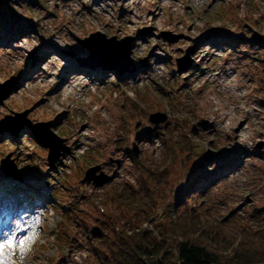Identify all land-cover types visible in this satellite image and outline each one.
Returning <instances> with one entry per match:
<instances>
[{"label":"rangeland","instance_id":"obj_1","mask_svg":"<svg viewBox=\"0 0 264 264\" xmlns=\"http://www.w3.org/2000/svg\"><path fill=\"white\" fill-rule=\"evenodd\" d=\"M9 10L16 19L0 21L8 38L0 39V83L14 82L0 120L26 110L66 149L50 166L26 127L0 129V158L9 154L22 181L0 167V239L17 228V238H29L0 264H108L110 250H95L99 231L160 238L176 195L197 174L209 176L206 158L220 149L231 155L227 167L198 181L177 212L264 229V0H16ZM96 30L129 38L127 70L79 63L87 50L77 38ZM215 71L221 78L209 77ZM95 164L108 176L99 186L83 178ZM32 186L44 194L26 200Z\"/></svg>","mask_w":264,"mask_h":264},{"label":"trees","instance_id":"obj_2","mask_svg":"<svg viewBox=\"0 0 264 264\" xmlns=\"http://www.w3.org/2000/svg\"><path fill=\"white\" fill-rule=\"evenodd\" d=\"M16 0H0V21H8L13 24L16 17L9 10ZM16 27H13L14 31ZM230 152V151H229ZM227 151L222 149L218 153L209 155L206 160L210 164L205 166L209 172L197 174L186 185L182 191L176 195V199L168 208V221L162 226L163 231L160 238L151 236L146 229L138 230H113L111 236L99 231L95 233V250L98 254L107 248L113 254L112 260L108 264H251L254 262H264V230L248 227L247 229H235L226 224V220L208 218L204 212L191 210L186 213L177 212L176 203L187 201L188 196H193L197 190L198 181L222 173L227 167L231 155H226ZM225 156V162L219 166H213L220 158ZM230 166V164H227ZM215 168V169H214ZM211 176V177H212ZM205 184L198 189L203 192ZM193 194V195H192ZM37 199V196L33 194ZM229 230L224 231L223 228ZM232 227V229H231ZM234 232L235 234H230ZM239 234V235H238ZM236 235L241 236L238 239ZM255 242V247L250 244ZM213 243H221L226 248L230 247L231 252H223ZM223 248V249H226ZM261 262V263H262ZM104 264V263H102Z\"/></svg>","mask_w":264,"mask_h":264},{"label":"water","instance_id":"obj_3","mask_svg":"<svg viewBox=\"0 0 264 264\" xmlns=\"http://www.w3.org/2000/svg\"><path fill=\"white\" fill-rule=\"evenodd\" d=\"M77 41L86 50L87 54L80 58L79 62H82L91 68L99 66L103 68H111L113 65L117 73H122L127 70L132 62V58L129 56L130 45L129 38L116 39L114 35L106 37L100 31H93L88 33L82 38H77ZM72 55V52H67ZM185 57V56H184ZM177 59V67L181 66L183 58ZM14 80H5L0 83V104L4 97L8 94L10 86L13 85ZM26 110L20 112H12L11 115H7L4 119L0 120V129L8 130L12 134H16L24 125L29 128L30 133L35 137L41 146L47 148L46 160L48 165L52 166L60 152L65 150L61 143L62 139L56 135L49 128V123L44 121L31 122L24 118ZM149 121L156 122L158 120V114L152 113L149 115ZM0 167L5 176H11L14 179H20L18 171L12 165V160L9 159L7 153L0 158ZM99 165L89 166L84 172V179H90L94 185H101L108 179L107 175L103 173L95 174V171L99 168Z\"/></svg>","mask_w":264,"mask_h":264},{"label":"snow or ice","instance_id":"obj_4","mask_svg":"<svg viewBox=\"0 0 264 264\" xmlns=\"http://www.w3.org/2000/svg\"><path fill=\"white\" fill-rule=\"evenodd\" d=\"M21 231L20 228L15 229L11 233H4V238L0 239V258H3L6 250L14 249L15 247H19L21 251L24 250V246L26 241H28L27 236L16 237V233Z\"/></svg>","mask_w":264,"mask_h":264},{"label":"bare ground","instance_id":"obj_5","mask_svg":"<svg viewBox=\"0 0 264 264\" xmlns=\"http://www.w3.org/2000/svg\"><path fill=\"white\" fill-rule=\"evenodd\" d=\"M206 38L208 39V41H207L208 44L212 43V42H211V39H212L211 36H210V37H206ZM3 40H5V39H2V41H3ZM199 49H200V48H198V46H196V49H195V50L199 51ZM202 51H203V50H202ZM209 77H212V79H213V78H221V74L219 73V71H215L214 73L210 74ZM153 122H154V121H153ZM53 164H54V163H53Z\"/></svg>","mask_w":264,"mask_h":264}]
</instances>
